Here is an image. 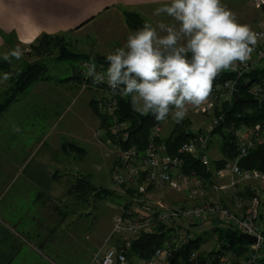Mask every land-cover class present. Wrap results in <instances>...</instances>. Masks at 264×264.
Instances as JSON below:
<instances>
[{
  "label": "crops",
  "instance_id": "0c3cea01",
  "mask_svg": "<svg viewBox=\"0 0 264 264\" xmlns=\"http://www.w3.org/2000/svg\"><path fill=\"white\" fill-rule=\"evenodd\" d=\"M169 2L0 0V56H15L13 52L17 47H26L41 34L65 32L91 40L97 49L90 53L92 56H107L124 46L132 33L125 11L139 14L145 24L152 18L157 21L154 10ZM5 77L0 71V88L6 84ZM60 80L47 79L32 84L0 115V264H98L91 257L94 253L96 258L100 257L103 250L97 255L98 247L104 242L106 247L118 244L117 239L106 241L112 218L106 229H83L81 225L76 227V221L81 219L78 213L51 211L37 199L40 192L49 200V205L63 206L69 200L68 183L64 182L69 176L68 165L62 157L71 158L76 153L63 155L60 149L63 142L82 147L84 152L78 157L86 156L87 147L96 146V141L105 146L103 137L95 132L100 122L93 133L94 121L86 122L89 116L80 117L82 125L67 120L61 123L70 102L86 94L77 88L78 83ZM51 86H56L55 90L68 101L61 104L51 99L46 89ZM79 163L80 160L77 165ZM55 171L67 175L54 180ZM67 220H70L68 227ZM191 230L195 232L194 227ZM202 244L199 250L203 252ZM129 261L135 264L132 259Z\"/></svg>",
  "mask_w": 264,
  "mask_h": 264
},
{
  "label": "built area",
  "instance_id": "2783aa9c",
  "mask_svg": "<svg viewBox=\"0 0 264 264\" xmlns=\"http://www.w3.org/2000/svg\"><path fill=\"white\" fill-rule=\"evenodd\" d=\"M252 6L264 5V0H248ZM264 33V20L256 30ZM92 64L91 60H81L75 73L83 80L93 78L87 76L85 64ZM264 67V40L258 41L251 54V59L246 64H238L235 80H229L213 86L210 94L211 105L208 111H215L214 105L221 100L230 103L233 100V92L237 91L238 79L250 71ZM97 73H105L103 69L96 67ZM83 86H86L85 83ZM247 92L259 104L261 119L252 126L240 124L239 126H225L224 131L235 138L237 155L234 159L226 161L223 166L214 172L212 179L206 180L198 176L186 174L182 170V155L198 153L199 159L206 170H211V164L207 155L209 137L212 131L223 121V114L213 115L212 124L208 132L193 136L182 142L176 152L168 153L163 142L156 138L159 136L161 124L152 129L142 150L134 146L122 147L120 141L128 138L126 123L117 120V103L110 97L96 96L95 105L100 114L108 117L106 128H100L97 136H102L104 143L111 145L117 156V163L109 176V188L117 193L126 194V189L135 186L133 195L128 197L125 205L120 207L119 213L112 220L111 230L106 241L122 238L123 243L118 246L101 248L100 257H94L98 264H130L126 251L131 242L141 234L151 233L154 229L165 226L170 228L169 238L156 248L148 259H139L137 264H171L177 253L196 236L190 229L191 225L203 228V225L213 220L222 222L225 227H230L241 233L255 237L254 243H249V251L244 259L238 258L228 252L216 254L192 251L180 264H254L264 257V222L259 214V201L253 197L248 206L243 210H231L219 198L211 199L213 192L233 188L239 181L259 180L264 183V171L247 168L243 169L239 161L246 157L250 150L255 148L258 137L264 131V78L251 82ZM205 111V107H189L188 111ZM229 179L228 183L217 184V180ZM138 180H142L138 183ZM169 188L176 192H184L186 200H200L198 205L177 204L168 207L159 201L154 202L149 197L148 187ZM130 195V194H129ZM126 196V195H125ZM128 196V195H127ZM212 223V222H211ZM220 244H215V250H219ZM179 264V263H178Z\"/></svg>",
  "mask_w": 264,
  "mask_h": 264
},
{
  "label": "clouds",
  "instance_id": "9594fccd",
  "mask_svg": "<svg viewBox=\"0 0 264 264\" xmlns=\"http://www.w3.org/2000/svg\"><path fill=\"white\" fill-rule=\"evenodd\" d=\"M154 15L175 23H145L130 33L124 46L107 55L105 73H97L95 63L84 67L94 83L106 82L113 92L131 98L134 111L151 113L159 122L171 116L180 123L189 107L205 105L215 79L246 64L264 40V33L240 23L221 0H170Z\"/></svg>",
  "mask_w": 264,
  "mask_h": 264
},
{
  "label": "trees",
  "instance_id": "16d2710c",
  "mask_svg": "<svg viewBox=\"0 0 264 264\" xmlns=\"http://www.w3.org/2000/svg\"><path fill=\"white\" fill-rule=\"evenodd\" d=\"M124 15L126 23L132 33L143 27L144 23L139 14L133 11H125ZM29 46L33 49L36 60L34 59L32 62H22V64L17 68H14L12 66L13 62H11V58H14V56H0V71H2L7 76L6 84L2 88H0V115L7 109L9 104L17 101L20 98L21 94L29 86L38 81H44L48 79L45 74L47 71V67L46 63L44 62L43 56H47V54H50V51L54 48H56L58 51V60H91L93 61V63H95L97 68L103 69L104 71H106L109 66L106 59L107 56L105 55H83L70 51L68 44L64 41L63 34H41L31 44H29ZM263 78L264 67L247 72L243 77H240L238 79V84L236 87L239 96L238 100L234 101L233 99L230 103L225 101L221 109H215L216 115L220 113L223 114V121H221L219 126L211 132L212 135H219L221 139L219 149L220 157L215 160V165L211 164V170H206L205 166L199 159L198 153L193 155L185 154L182 155V170L184 173H193L199 178L210 180L212 179L214 172L220 169L226 161L232 160L236 157L237 150L235 145V138L232 134L226 133L223 127L229 125L236 127L240 124L252 126L260 121L261 112L259 104L250 94H248L247 87L251 82ZM235 79L236 74H234L233 72H223L215 79V81L213 82V86ZM93 80L94 78L83 80V78L75 73L74 70V73H72L69 78L61 79L60 81H72L74 83H82V85L85 83L86 87L110 92V94L112 95V99L116 101L118 106L115 114L117 120L125 122L127 125L126 130L128 133V138L124 141H120V145L124 148L134 146L137 149L142 150L146 145L148 138L152 134L153 127L157 124H161L162 122L157 121L151 113L142 115L134 111L131 105L130 97L121 95L119 90L113 92V90L107 85L106 82L96 84L93 82ZM91 106L93 113L100 119V127L106 128L109 123V119L108 117L99 113L95 105V99L91 101ZM194 135L195 134H193L192 132L187 131L182 122H180L170 130L166 137H157L156 140L159 142H163V144L167 148L168 153L173 154L176 152L177 147L182 142L188 140ZM60 149L63 155L74 152L76 153V155L80 156L84 152V149L82 147L71 142H63ZM208 150L209 148H207V153ZM239 165L243 169L255 168L264 171V131L258 137L255 148L250 150L247 156L239 161ZM114 166L112 167V169L114 168ZM76 174V172L72 173V182H70V186H67L66 188L67 194L69 195V200L63 206H55L52 203H50L49 205V200L39 192L37 194V199L40 201V204L42 206H46L51 211H58L59 213L62 210H65L63 211L64 214L69 212L77 213L76 209L74 208L80 202H89L86 201L88 200L87 197H90L89 195H91V197L93 198L96 197L98 199L106 197L110 198L113 192H115L109 188V176L107 179V185L104 187L102 186L101 188L93 184L87 176L82 175L81 173L77 174L78 176ZM66 175H59L58 172L55 171L52 175V178L59 181L60 178ZM141 182L142 180H138V183ZM133 190H135V186L127 188L125 192L126 194H131ZM240 195H247L249 197L256 196V194L251 191L240 192ZM82 215H84L83 209H81L80 212L81 217ZM86 225L87 227H89L88 223ZM170 230V228L162 225L154 229L151 233L141 234L138 238L134 239L131 242L130 247L126 251L127 258H150L154 250L160 247L163 242L169 238ZM213 231L216 232L217 235L216 243L220 244L221 248L219 250H215L214 247L210 252H207L208 254H216L217 252H231L236 256L241 255L249 250V244L241 236V232L230 227H216L213 229ZM204 242V238H201L200 235L196 236L177 253V256L174 258L171 264H180V261L184 260L186 256H188V254L192 251H199L202 253V251H200L199 249L201 244ZM118 245L119 244H117V246ZM254 264H264V257L258 259Z\"/></svg>",
  "mask_w": 264,
  "mask_h": 264
},
{
  "label": "rangeland",
  "instance_id": "374dc122",
  "mask_svg": "<svg viewBox=\"0 0 264 264\" xmlns=\"http://www.w3.org/2000/svg\"><path fill=\"white\" fill-rule=\"evenodd\" d=\"M221 2L236 15L240 23L248 24L254 31H256L260 27V23L264 20V5L260 7H255L252 6L248 0H221ZM157 18H158L157 21H154L152 18L151 20L147 21V23L152 24L153 27H156L160 22H164L168 24L175 23V21H173L172 18L166 15H160ZM61 34L64 35V41L68 44L69 50L74 53L89 55L91 52H96L97 50L93 47V43L91 40H86L83 37H79L77 34L73 32H65ZM16 50H19L22 53V55L19 58L14 56V61L12 65L14 68L19 67L22 64V62H32L34 59L36 60L34 51L29 45H27L26 47H20V48L17 47ZM57 56H58V51L56 48L51 50L50 54H47V56L46 55L43 56L44 62L46 63V67H47V71L45 73L46 76L48 77V79H52V80L69 78L70 75L74 73V70H76L77 65L79 64L80 61L58 60ZM54 87L56 86L47 87L46 88L47 94H49L51 99L55 100L56 102H59L61 104L62 102L66 103V101H68V98L63 99V96L60 94V92L58 93ZM64 88L65 90L68 89L67 87ZM77 88L80 91H82V94H86V96L84 95V97L75 99L72 101V103L70 102L69 104L70 106L64 112V120L61 123L63 124L67 120L69 122H73V124L77 123L78 125L80 124L82 125L83 121L80 119V117L83 116L85 118L86 116L87 118L89 116L86 122L92 121L93 123L94 121L92 125L93 133H94V131L97 129V122L99 124L100 119L97 115L93 113L91 101H93L96 98V96L110 97L111 94L108 91H101V90L93 89L91 87L83 86L82 83L79 84ZM71 91H67V92L72 93ZM85 102L87 103L85 104ZM223 103H225V100L219 101V103L214 105V108L221 109ZM88 104H90V107H88ZM209 104L210 105L212 104L210 97L208 99V102L205 105H203V107H205L206 109L205 111L200 110L197 113L193 111H188L186 117L181 121L182 124L185 126V129L195 134L194 136H198L199 134L208 132L211 127L212 117L214 114L212 112L209 113L210 112L208 111ZM177 124L178 123L173 121L171 119V116H169L168 119H166L161 123V130L159 132L158 138L166 137L167 134L170 132V130L173 127H175ZM100 128L101 127L99 126L95 132H97ZM208 142H209V147H208L209 150L207 155L209 157V162L210 164L215 165L214 164L215 160H217L220 157V153H219L220 142H221L220 136L217 134L211 135L209 137ZM87 150L88 153L86 156L83 155L81 157H78V155L72 154L71 158L69 156L62 157L63 161H65L66 165H68L67 170L69 176L66 178V180H64L65 183H68L67 184L68 187L70 186L69 185L70 182H72V179H70L69 177L73 176L72 175L73 172H76L77 174L81 173L82 175L87 176L92 181V183L95 184L97 187L102 188V186L104 187L107 185L108 183L107 179L109 173L112 167L117 162V156L115 150L112 149L111 145H107L105 143L104 146L97 143V141H96V146L93 145V147H87ZM79 160L80 163L79 165H77ZM74 162L76 163V165L74 164ZM228 182L229 179L216 181L217 184H224ZM244 191H251L256 194L255 197H257L259 201L260 218L264 222V183L259 180L239 181L233 188H226L225 190H222L221 194H217V192L211 193L210 198L211 199L219 198V200L222 201L231 210H236V209L237 211L243 210L248 206V204L251 202V200L254 197V196L249 197L247 195L246 196L240 195V192H244ZM132 193H134V190L131 192L130 195L113 192L110 198L106 197L101 199H98L96 197L93 198L91 197V195H89L90 197H87L88 200H86L89 202H80L74 208L76 209V212L79 215L81 209H83L84 212V215H82L81 219L76 221L77 223L76 227L78 225H81L83 229H87L88 227L86 224L88 223L89 227L97 228L100 230L106 229L110 219L112 218L113 220L114 216L119 213L120 207L125 205L126 200L129 201L128 197L132 196L133 195ZM148 193H149V197H151V200L153 202L154 200L160 201L165 206L168 207L171 206L174 207L177 204L198 205L200 203L199 202L200 200H196V201L186 200L185 198H183L185 197V194H183L181 191L176 192L169 188H156L154 186H149ZM68 222H70V220L66 221L67 227L70 225ZM211 222H209L208 225H206V223L203 225V228L206 227V229H203L197 225H191V227H194V231H195L194 234L200 235V237L204 238L205 240L204 244H202L203 246L202 250L204 253L210 252L215 247L217 235L216 232L213 231V229L216 227L225 228V225L220 221L213 220ZM209 225L212 227H209ZM117 242L118 244H120L123 243L124 240L122 238H119L117 239ZM104 243L106 244V242ZM105 244L102 245L101 247L99 246L98 250L101 248L102 249L108 248L106 247ZM98 250L96 252H98ZM247 252L241 255H236V257L244 259L246 257L245 254ZM95 255L96 254L94 253L91 256L93 262ZM132 262H135V264H137L134 258H132Z\"/></svg>",
  "mask_w": 264,
  "mask_h": 264
},
{
  "label": "water",
  "instance_id": "95a60500",
  "mask_svg": "<svg viewBox=\"0 0 264 264\" xmlns=\"http://www.w3.org/2000/svg\"><path fill=\"white\" fill-rule=\"evenodd\" d=\"M238 98H239L238 93H237V91L235 90V91L233 92V99H234V101H237ZM241 236H242L247 242H249V243H254V242H255V237H253V236L247 235V234H245V233H241Z\"/></svg>",
  "mask_w": 264,
  "mask_h": 264
}]
</instances>
